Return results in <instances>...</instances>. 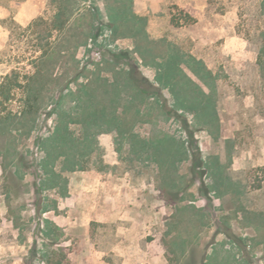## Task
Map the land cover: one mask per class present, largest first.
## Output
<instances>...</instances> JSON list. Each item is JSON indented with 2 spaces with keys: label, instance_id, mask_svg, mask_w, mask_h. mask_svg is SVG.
<instances>
[{
  "label": "rangeland",
  "instance_id": "374dc122",
  "mask_svg": "<svg viewBox=\"0 0 264 264\" xmlns=\"http://www.w3.org/2000/svg\"><path fill=\"white\" fill-rule=\"evenodd\" d=\"M0 264H264V0H0Z\"/></svg>",
  "mask_w": 264,
  "mask_h": 264
},
{
  "label": "trees",
  "instance_id": "16d2710c",
  "mask_svg": "<svg viewBox=\"0 0 264 264\" xmlns=\"http://www.w3.org/2000/svg\"><path fill=\"white\" fill-rule=\"evenodd\" d=\"M131 69H130V79L132 80V82L134 83V85L137 87V89H139L141 91V93L143 95H148L150 97H154L159 99L160 98V91L159 89L153 85L148 78H146L138 69L137 65L135 63H131ZM83 93L86 96V100L89 103V106L87 107V111L84 112V117L80 118L78 116V114H74V115H69L68 117V121L65 123L64 121L62 123H60V125L57 127V131L55 132V134L53 135V138L49 139L48 141L42 143L41 142V148L45 151L47 159L44 161L43 163V167L45 168V170L49 173L54 172L53 170V166H54V161H53V157L54 154L53 152L55 151H51L54 150V148H52L51 150L49 149V144L52 145V143L56 145V142L60 145L56 146L58 147V153H56L57 157L56 158H64V162H65V169L67 170H71V171H75L77 169H81L83 168L82 162L78 161L77 157L79 156H84V154H77L76 153V148L78 146L81 145V138H77L76 136H74V134L70 131L69 128V124H73V123H87L88 125L91 124H104L109 123L108 122V118H107V109L104 107L102 109H100L98 102H96V99L94 98V90L91 88V82L87 85L83 86ZM26 108L27 110H25V115H37L41 109V96L35 92V91H31L28 94V97L26 99ZM80 101H82V98H80ZM116 102V101H114ZM62 102H58L56 108L54 107V110H59L60 109V105ZM166 113L168 116L170 117H174V118H181V116L175 112L174 109L169 108L166 110ZM59 117L60 119H63V113H61V111H58ZM118 119H114V127L112 128L111 132H115V131H119L121 133V135L124 137L126 135L125 131H123L121 129V124L119 123H115L117 122ZM53 146V145H52ZM69 150V151H68ZM73 153H71V152Z\"/></svg>",
  "mask_w": 264,
  "mask_h": 264
}]
</instances>
